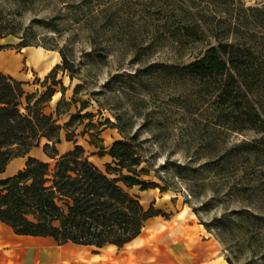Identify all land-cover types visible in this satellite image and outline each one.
Returning a JSON list of instances; mask_svg holds the SVG:
<instances>
[{
	"label": "rangeland",
	"instance_id": "374dc122",
	"mask_svg": "<svg viewBox=\"0 0 264 264\" xmlns=\"http://www.w3.org/2000/svg\"><path fill=\"white\" fill-rule=\"evenodd\" d=\"M0 35L1 69L27 81L32 101L42 96L39 112L61 126L60 151L80 144L105 169L103 151L127 138L147 168L140 178L165 188L132 187L145 208L167 214L148 218L127 246L86 254L105 264H123L129 253L145 262L143 247L162 225L177 235L189 225L199 232L193 264H264V0H0ZM217 41L254 55L245 98L261 117L256 127L244 121L245 98L241 110L219 106L215 78L175 71ZM62 57L67 68L45 79ZM41 145L30 153L45 158Z\"/></svg>",
	"mask_w": 264,
	"mask_h": 264
},
{
	"label": "trees",
	"instance_id": "16d2710c",
	"mask_svg": "<svg viewBox=\"0 0 264 264\" xmlns=\"http://www.w3.org/2000/svg\"><path fill=\"white\" fill-rule=\"evenodd\" d=\"M185 29L191 32L187 26ZM253 60L249 48L217 41L200 58L174 68L202 80L215 78L218 105L241 110L245 87L252 84L255 76ZM66 62L62 57L45 79L58 68H67ZM152 66L157 69L162 65ZM24 84L0 70V173L12 158L26 155L42 138L47 159L27 156L16 172L0 175V221L16 234L49 236L58 244L71 242L101 248L122 247L140 234L148 218L167 214L153 205L145 208L139 195L130 190L134 186L139 190H165L155 181L140 178L147 168L140 166L141 153L130 140L115 139L103 151L111 160L105 162V169L99 168L80 144L60 153L56 143L60 142L61 126L51 114L39 112L37 105L42 96L32 101L35 94L26 91ZM50 90L47 86L42 95ZM245 100L248 108L243 109L244 121L256 127L261 117L255 106ZM260 124L264 132V120ZM227 262L232 264L229 259Z\"/></svg>",
	"mask_w": 264,
	"mask_h": 264
},
{
	"label": "crops",
	"instance_id": "0c3cea01",
	"mask_svg": "<svg viewBox=\"0 0 264 264\" xmlns=\"http://www.w3.org/2000/svg\"><path fill=\"white\" fill-rule=\"evenodd\" d=\"M0 50H2V48H0ZM51 68L49 67L44 74H46ZM13 76L16 77L15 75ZM16 79L27 82L24 78ZM43 142L41 143L42 145ZM59 143L60 142L56 143L57 149V144ZM73 145L74 143L71 147L66 148L63 151L58 149V151L62 153L71 149ZM37 146L30 148L28 153L24 156L12 158L0 175L7 176L16 172L24 165L27 156H35L43 160L47 159L43 149L42 152L45 155V158L30 153L31 149ZM15 160H20L21 163L18 167L11 168ZM162 227L164 228L159 232L160 237L156 236L153 241H150L148 245L143 247L145 262L143 261L144 258H142V256H134L129 253L123 264H155V261L159 260H163L166 264H193L195 261V251L198 247L197 235L199 232L192 226L181 225L179 231L180 234L177 235L173 232L169 233L168 228L165 225H162ZM178 230L179 229H174L173 231ZM138 236L124 244L122 247L131 244L138 238ZM85 247L90 246L74 244L71 242L58 244L49 236L16 234L8 224L0 221V264H105L95 256L86 254L83 249ZM223 261L220 264H223Z\"/></svg>",
	"mask_w": 264,
	"mask_h": 264
},
{
	"label": "bare ground",
	"instance_id": "6f19581e",
	"mask_svg": "<svg viewBox=\"0 0 264 264\" xmlns=\"http://www.w3.org/2000/svg\"><path fill=\"white\" fill-rule=\"evenodd\" d=\"M29 61L31 62V60L29 59ZM34 63V61H32ZM31 62V63H32ZM30 64V63H29ZM35 65H38V61L34 63ZM4 68L5 69H10V67H12L14 64L12 61L5 59L3 62ZM223 264H229L226 260L223 261Z\"/></svg>",
	"mask_w": 264,
	"mask_h": 264
}]
</instances>
